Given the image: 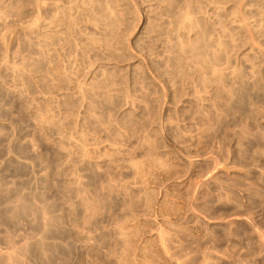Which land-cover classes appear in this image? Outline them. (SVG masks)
I'll return each instance as SVG.
<instances>
[{
    "label": "rangeland",
    "instance_id": "rangeland-1",
    "mask_svg": "<svg viewBox=\"0 0 264 264\" xmlns=\"http://www.w3.org/2000/svg\"><path fill=\"white\" fill-rule=\"evenodd\" d=\"M0 264H264V0H0Z\"/></svg>",
    "mask_w": 264,
    "mask_h": 264
},
{
    "label": "bare ground",
    "instance_id": "bare-ground-1",
    "mask_svg": "<svg viewBox=\"0 0 264 264\" xmlns=\"http://www.w3.org/2000/svg\"><path fill=\"white\" fill-rule=\"evenodd\" d=\"M142 167V166H141ZM139 175V174H138ZM262 239V238H261ZM263 240V239H262Z\"/></svg>",
    "mask_w": 264,
    "mask_h": 264
}]
</instances>
